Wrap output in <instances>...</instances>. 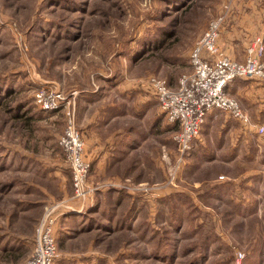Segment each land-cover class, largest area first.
I'll list each match as a JSON object with an SVG mask.
<instances>
[{
    "label": "rangeland",
    "instance_id": "obj_1",
    "mask_svg": "<svg viewBox=\"0 0 264 264\" xmlns=\"http://www.w3.org/2000/svg\"><path fill=\"white\" fill-rule=\"evenodd\" d=\"M227 1L0 0V264L25 263L56 203V230L70 229L55 232L53 264H264V174L232 177L251 167L245 155L264 159V137L219 113L209 149L198 139L173 176L174 126L147 84L153 75L177 87L197 38ZM42 89L60 92L62 109L40 108ZM104 95L142 125L145 143L119 177L95 182L89 172L94 190L82 201L58 139L69 110L79 127L86 102ZM104 190L115 200H101Z\"/></svg>",
    "mask_w": 264,
    "mask_h": 264
},
{
    "label": "built area",
    "instance_id": "obj_2",
    "mask_svg": "<svg viewBox=\"0 0 264 264\" xmlns=\"http://www.w3.org/2000/svg\"><path fill=\"white\" fill-rule=\"evenodd\" d=\"M231 5L230 0L224 3L221 11L208 21L207 28L190 51V70L180 76L177 87H171L166 79L153 75L148 77L147 84L153 89L165 120L174 126L172 136L178 157L175 168L170 167L173 176L178 165L183 164L193 143L200 138L201 127L208 113L219 110L244 126L251 125L240 102L226 90L235 79L247 78L264 83V37L259 33L248 41L243 60H236L225 54L219 45V37L232 10ZM64 99L60 92L49 93L44 89L36 91L35 94L36 104L44 110L62 109ZM66 115L67 125L58 139L59 145L67 156L72 172L74 197L84 201L94 190V187L86 183L91 162L84 155L85 140L75 123L74 112L69 110ZM256 130L262 135L264 125L256 126ZM60 205L56 203L46 207L36 228V240L31 255L24 264H53L59 255L55 226L56 210ZM241 257L243 254L237 252V263Z\"/></svg>",
    "mask_w": 264,
    "mask_h": 264
},
{
    "label": "crops",
    "instance_id": "obj_3",
    "mask_svg": "<svg viewBox=\"0 0 264 264\" xmlns=\"http://www.w3.org/2000/svg\"><path fill=\"white\" fill-rule=\"evenodd\" d=\"M255 1L258 0H234L232 10L220 33L219 45L222 51L236 60H243L245 46L254 35L260 33L264 37V6L259 7V9L258 7H251ZM91 91L95 92L94 90ZM226 91L240 102L243 110L250 118L251 125L244 126L238 121L243 130L254 129L255 132H257L256 126L264 125V83L247 78L235 79L229 83ZM104 97L105 95L101 96V98L98 97L99 99L95 98L97 100H88L82 116L79 114L77 116V122L82 131L83 139H85L84 154L87 155L91 162L89 178L95 182L110 177H119L122 172L118 173L116 169L122 168L119 170H125L123 167L128 168L131 156L135 155L134 152L139 156L138 150L145 143L142 125H140L139 128L137 122L133 123L131 121L132 119L126 120V113H120L117 111V108H112V105H114L117 100H106ZM219 113L223 114L224 112L213 110L206 115V120L201 127L200 135L202 136L199 138L200 141L196 140L195 142L198 141L200 145H204L208 148L209 141L206 138H208V128L211 127L209 123L212 122ZM134 114L137 116L136 111ZM224 117L231 118L225 113ZM221 127L222 126H220V128ZM260 136L264 137V133ZM262 143H264V139ZM191 152V156H194L193 150ZM261 157L262 155L259 154L245 155V159H250L249 162H251L250 166L252 168L250 167L248 169L247 167L241 170L240 174H236L232 177L234 179L247 178L248 176L250 178L260 177L261 174H264L263 171L258 168V166L264 167V159ZM106 196H111L115 200L117 194L109 190H104L99 194L101 200L106 199ZM97 201L98 200L95 202L98 203ZM135 202L138 208L142 206L143 202L146 203L145 209L147 210V202L141 201L140 198ZM99 203H101V201H99ZM80 207H82V205L75 206L77 210H80ZM101 207L103 208V203L99 207V210H101ZM69 229L68 226H61V224H59L57 230L55 227V232L57 231V236L60 233L67 235V230Z\"/></svg>",
    "mask_w": 264,
    "mask_h": 264
}]
</instances>
